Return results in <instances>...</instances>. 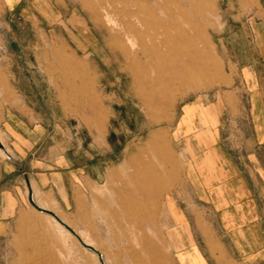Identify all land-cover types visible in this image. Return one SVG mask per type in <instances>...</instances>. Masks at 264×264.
<instances>
[{
  "label": "rangeland",
  "instance_id": "obj_1",
  "mask_svg": "<svg viewBox=\"0 0 264 264\" xmlns=\"http://www.w3.org/2000/svg\"><path fill=\"white\" fill-rule=\"evenodd\" d=\"M132 1L0 0V112L17 108L57 129L62 148V141L83 140L107 180L87 210L69 215L86 243L99 250L102 244L106 264H138L132 250L167 222L164 201L181 174L174 126L183 106L208 93L228 95L243 74L235 63L259 59L264 42L258 29L264 0H167L172 11L181 2L187 15L182 49L211 51V63H176L173 50L164 71L155 63H126V52H141L125 39L122 50L118 37L120 11L136 9ZM133 66L155 83L141 88L128 73ZM22 212L0 240V264H101L51 215L29 201Z\"/></svg>",
  "mask_w": 264,
  "mask_h": 264
},
{
  "label": "crops",
  "instance_id": "obj_2",
  "mask_svg": "<svg viewBox=\"0 0 264 264\" xmlns=\"http://www.w3.org/2000/svg\"><path fill=\"white\" fill-rule=\"evenodd\" d=\"M258 29L264 39V22ZM258 46L259 59L235 63L243 74L228 95L208 93L183 106L174 126L181 174L165 198L160 234L132 250L138 264H264V42ZM57 134L17 108L0 112V240L14 214L27 215L30 193L81 227L69 214L87 210L106 182L83 140L62 148Z\"/></svg>",
  "mask_w": 264,
  "mask_h": 264
},
{
  "label": "bare ground",
  "instance_id": "obj_3",
  "mask_svg": "<svg viewBox=\"0 0 264 264\" xmlns=\"http://www.w3.org/2000/svg\"><path fill=\"white\" fill-rule=\"evenodd\" d=\"M132 3H133L132 5L136 7V9L131 11L132 10L131 8H130L131 10L123 8L120 11L121 12L120 14L122 15L123 18L120 21V32H119L118 37L120 41H122L120 44L122 50H124L125 48V44L123 43V40L125 39L126 41H129L132 43L133 41H135L137 44H139L140 45L139 50L141 52H139L138 50H134L132 52H126L124 54L125 55L124 60L126 63H143V61L145 63H155L156 70H158L159 72L161 70L164 71V69L166 68V63H168L169 54L172 50H173L172 54L174 56V62L176 63H183V64L184 63L203 64V63H209V62L211 63V56L209 54L211 51L209 53L207 52L209 54L207 55V53L203 49L199 48L198 46H194V50L191 53V52H187L183 50L180 45L181 41L186 36V32L184 29V25L182 24V21L186 22V16H187V15H184L182 11L181 2H178V1L175 2V5H176L175 7L178 9L177 10L175 8V11L171 10L172 7L169 6L167 0H162V1L160 0L135 1L134 0L132 1ZM177 12L179 13L177 14ZM185 26H188V25H185ZM186 30L188 31V29ZM194 31H196V29ZM188 33H190V31ZM111 41L113 40L111 39ZM206 42L205 44L208 45V43ZM136 49H138V47ZM144 69H147V68H144ZM128 70H129L128 73L131 75L134 82H135V79H139L140 82L138 85L141 88L143 87V89L149 88L153 85V83H155L154 80L148 79V76L146 77L145 73L140 74V71L137 66H133L131 67V69H128ZM171 82L180 83V79L178 77L177 78L173 77L171 78ZM157 97H155L156 99L155 101L159 100ZM157 137L158 135H155V138ZM156 140L157 139H155V141ZM155 143H157V141Z\"/></svg>",
  "mask_w": 264,
  "mask_h": 264
},
{
  "label": "water",
  "instance_id": "obj_4",
  "mask_svg": "<svg viewBox=\"0 0 264 264\" xmlns=\"http://www.w3.org/2000/svg\"><path fill=\"white\" fill-rule=\"evenodd\" d=\"M0 147H3L2 144L0 143ZM29 199H30V202L31 204L37 208L39 211L41 212H44V213H47V214H50L52 215L61 225H63L66 229H68L75 237L78 238V240L81 242V244L86 247L87 249L95 252L98 256H99V259H100V262L102 264H106L105 260H104V257L102 255V253L99 251V249H97L95 246L91 245V244H88L86 243L83 238L75 231V229L73 227H71L69 224H67L56 212L52 211V210H49V209H46L44 207H41L40 205H38L34 198H33V193H30V196H29Z\"/></svg>",
  "mask_w": 264,
  "mask_h": 264
}]
</instances>
